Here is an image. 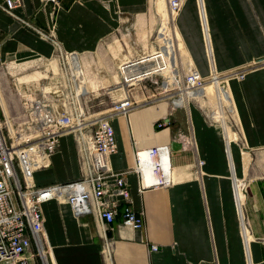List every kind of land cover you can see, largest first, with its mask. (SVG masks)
<instances>
[{
	"label": "crops",
	"instance_id": "1",
	"mask_svg": "<svg viewBox=\"0 0 264 264\" xmlns=\"http://www.w3.org/2000/svg\"><path fill=\"white\" fill-rule=\"evenodd\" d=\"M60 1L54 8L44 0H22L14 18L3 10L5 0H0V63L52 58L56 46L47 40L49 34L63 51L78 57L74 71L83 74L78 54L95 52L129 20L147 14L150 5V0ZM166 16L171 25L172 18ZM176 25L180 49L203 76L212 67L226 70L264 56V0H184ZM73 81L79 98L87 86L80 85L75 74ZM230 92L238 142L231 139L232 131L230 138L222 125L208 123L194 104L190 110H174L170 127L161 133L153 128L168 114L166 103L138 110L130 118L115 117L118 151L110 156V167L129 171L132 206L144 216V229H119L120 215L108 232L115 248L113 259L106 261L95 218H77L68 202L50 200L42 212L54 264H264V242L259 239L264 238V164L261 168L245 164L253 152L264 156V68L243 81L231 80ZM178 130L192 134L195 143L190 148H181ZM135 138L148 146L170 145L172 185L142 190L135 171ZM79 177L75 141L67 135L52 165L36 171L34 182L46 186ZM240 178L247 181L245 213L243 205L237 210L233 193ZM152 245L159 250L152 251Z\"/></svg>",
	"mask_w": 264,
	"mask_h": 264
},
{
	"label": "built area",
	"instance_id": "2",
	"mask_svg": "<svg viewBox=\"0 0 264 264\" xmlns=\"http://www.w3.org/2000/svg\"><path fill=\"white\" fill-rule=\"evenodd\" d=\"M44 1L54 8L61 4L60 0ZM183 4L184 0L170 1L169 10L174 18ZM21 5L22 0H5L2 8L8 15L18 18L14 10ZM164 34L165 41L160 46L121 61L118 72L126 96L109 111L86 117L82 107L73 105L69 110L59 112L48 104L44 94L32 98L33 93L28 87L24 91L21 115L9 118L2 108L0 96V264H46L41 252L42 248H47L49 253L42 205L54 199L68 202L77 218L87 215L95 218L106 261L113 259L115 248V241L108 232L113 230L112 225L120 215L119 229H144V216L132 206L127 181L129 171H116L110 167L109 158L118 151L112 120L167 103L170 107L168 114L154 123L153 130L161 133L170 127L173 111L186 108V98L194 96L205 85L201 73L193 69L186 76L185 89L180 87L182 82L176 78L180 75L175 74L172 65L177 60L174 39L170 32ZM51 39L60 50V56L73 55L63 51L53 37ZM64 67L72 71L70 64ZM173 84L178 85L174 90L179 91L178 97L168 94ZM70 88L76 93L73 87ZM58 92L56 90L54 94ZM179 99L184 101L176 103ZM67 135L74 136L77 143L80 177L67 183L37 186L35 172L52 165V157L60 149L62 137ZM176 136L184 146L189 144L191 135L178 130ZM133 145L136 148L135 171L139 174L142 190L174 183L172 164L170 159L167 160L171 150L169 144L148 146L135 138ZM236 183L234 195L239 208L243 205L245 193L241 182ZM244 226L248 229L246 224ZM151 250L158 251L159 247L152 245Z\"/></svg>",
	"mask_w": 264,
	"mask_h": 264
},
{
	"label": "rangeland",
	"instance_id": "3",
	"mask_svg": "<svg viewBox=\"0 0 264 264\" xmlns=\"http://www.w3.org/2000/svg\"><path fill=\"white\" fill-rule=\"evenodd\" d=\"M162 1L163 0H150L149 12L147 14L141 16L137 20H129L127 26L116 30L103 40L95 52L78 54L82 59L80 66L83 65V74L81 71H74L75 64H72V71H67L64 65L70 64V56H60V50L57 48L52 58L44 60L36 58L25 62L0 63V96L2 108L7 116L9 118H18L21 115L24 101L23 97L26 95L24 91H26L28 87L31 88V92L33 93L32 98L41 97L44 94L48 100V104L59 112H62L63 109L64 111L69 110L70 106L73 105L82 107L84 112L83 115H86V117L109 111L116 103H119L126 96V90L124 91V89L121 88V77L118 72V66L121 61L135 54L151 51L160 46L165 41L164 32L166 31L170 32V37L172 34L174 43L176 44L177 60L173 61L172 65L175 69V74L178 73L180 75V77H176L182 82L180 87L185 89L187 74L190 70L198 69L194 62L187 60L182 52V46V50L180 49V42L182 43V40L176 25L177 17L174 18L169 10L171 0H164V3H162ZM167 14L172 18L173 23H171V25H168V19H166ZM163 21H165L167 25H163ZM46 35L47 40L49 39V41H51L52 37L49 36V34ZM263 68L264 56L245 61L240 65L226 70L220 71L212 67L208 76L202 75L205 81L204 88L212 87L213 91L218 94L219 104L222 110L218 111L211 103L206 104V101L199 100L200 97H203L205 100L209 98L205 92H202L204 88L195 92L194 96L186 98V109L190 110L191 105L194 104L202 111L208 123L222 125L228 136V133L232 131L233 137H229L231 139L236 138L238 142L240 139L239 125L233 105L234 102H232L233 98L231 99L232 96H230V82L231 80L243 81L250 73ZM179 71L181 73H179ZM74 74L76 75L77 82L80 85H86L88 89V93L85 92L82 96H79V98L78 95L80 94L71 92L73 89L70 88L71 86L76 90V85L72 81ZM172 86L173 87L169 88L168 94H171L172 97H178L179 91H174L178 89V85L173 84ZM56 90H59V92L54 94ZM155 93L159 95L158 92ZM128 118H130V115H128ZM156 132L160 131L156 130ZM72 137L74 139V136ZM188 140L189 144L183 146L184 143L182 142L181 148H190L192 144L195 143L192 134L191 138ZM75 145L77 146L76 142ZM242 146L243 149H245V142L242 143ZM245 159V164L249 165L247 168H261L260 165L264 164V156H261L259 152H253L252 156L247 155ZM203 163L204 162H200V164ZM235 181L237 182L236 184L241 182V185H243L241 189L245 193V199L243 200L245 213L247 181L241 178ZM172 184L173 183L170 185ZM236 208L238 210L237 205ZM259 239L264 242V238ZM252 240L256 239L253 238ZM47 250L46 248V251ZM34 251L38 254V249L36 247H34ZM48 258L50 264H54L50 249Z\"/></svg>",
	"mask_w": 264,
	"mask_h": 264
},
{
	"label": "bare ground",
	"instance_id": "4",
	"mask_svg": "<svg viewBox=\"0 0 264 264\" xmlns=\"http://www.w3.org/2000/svg\"><path fill=\"white\" fill-rule=\"evenodd\" d=\"M176 44H175V54H176V57H177V52H176ZM76 60H78V57L76 56V55H72L71 57H70V65H71V67H72V64H75V61ZM72 73V72H71ZM179 73H181L180 71H179ZM199 91V90H198ZM212 91H213V89H212V87L211 88H204V90L202 91V92H205L206 94H207V97L209 96V98H208V100H205V99H203V97H200V101H206V104L208 103H211L212 105H213V107L216 109V110H222L221 109V107H220V104H219V96H218V94L215 92V91H213V93H212ZM76 92H77V90H76ZM202 92H200V93H202ZM227 95V94H226ZM124 96V95H123ZM226 97V96H225ZM228 98V97H227ZM180 101L178 102V100H177V102L176 103H181V101H184L183 99H179ZM211 101V102H210ZM227 101V100H226ZM165 104V103H164ZM167 104V103H166ZM204 104V103H203ZM231 111V110H230ZM165 113V112H164ZM226 136V135H225ZM170 159V161H171V150H170V155L169 156H167V160H169ZM172 163V162H171ZM171 173L173 174V171H172V168H171ZM76 216V215H75ZM77 217V216H76ZM41 252H42V256H43V258H44V261H45V263L46 264H50L49 263V258H48V252L46 251V249H44V248H42L41 249Z\"/></svg>",
	"mask_w": 264,
	"mask_h": 264
}]
</instances>
